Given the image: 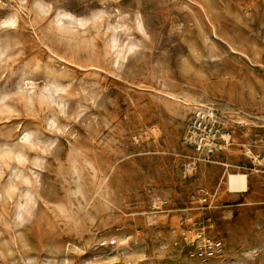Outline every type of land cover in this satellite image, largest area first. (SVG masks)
<instances>
[{
    "label": "rangeland",
    "instance_id": "374dc122",
    "mask_svg": "<svg viewBox=\"0 0 264 264\" xmlns=\"http://www.w3.org/2000/svg\"><path fill=\"white\" fill-rule=\"evenodd\" d=\"M5 19L0 264H264V0H0ZM192 98L227 139L210 157Z\"/></svg>",
    "mask_w": 264,
    "mask_h": 264
},
{
    "label": "built area",
    "instance_id": "2783aa9c",
    "mask_svg": "<svg viewBox=\"0 0 264 264\" xmlns=\"http://www.w3.org/2000/svg\"><path fill=\"white\" fill-rule=\"evenodd\" d=\"M221 133L215 107L212 105L200 106L190 123V142L205 157H210L216 150L221 149L222 144L227 141ZM202 201L207 202L211 197L204 188L199 189Z\"/></svg>",
    "mask_w": 264,
    "mask_h": 264
},
{
    "label": "clouds",
    "instance_id": "9594fccd",
    "mask_svg": "<svg viewBox=\"0 0 264 264\" xmlns=\"http://www.w3.org/2000/svg\"><path fill=\"white\" fill-rule=\"evenodd\" d=\"M99 11H100L101 15H103V10L101 9ZM57 15L60 16L61 20L72 21L73 19H76L77 22L80 24V26L83 27V18H77V17L74 16V14H71V13H65L64 15H61L60 13H57ZM0 25H3L5 27H9V26L10 27H15L16 26L15 22L12 19L2 20V21H0ZM114 31L119 32L120 29L117 28ZM112 43H113V45H117L119 43L118 38L116 36H113ZM28 83L31 84L32 82H28ZM18 91H20L19 88H18ZM56 91L58 93L60 91H63V89L62 88H58ZM43 93L47 96V99L49 101L53 100V95L49 94V89L47 87H45L43 89ZM9 98H10V94H4V95L0 96V105H2L3 102L8 100ZM3 115L12 116V115H14V113H13V110L11 108H2V109H0V116H3ZM52 127L53 128L55 127L54 123L52 124ZM33 136H34L33 132H25V133H23L21 138H20V143L24 144V145L31 146L32 145V141H33ZM10 157H11V153L10 152H5L3 158H10ZM15 159L17 161H19L20 163H24L25 162L24 157L22 155H17L15 157ZM16 179L19 180V179H21V177L17 176ZM24 183L27 184L28 181L24 180Z\"/></svg>",
    "mask_w": 264,
    "mask_h": 264
},
{
    "label": "bare ground",
    "instance_id": "6f19581e",
    "mask_svg": "<svg viewBox=\"0 0 264 264\" xmlns=\"http://www.w3.org/2000/svg\"><path fill=\"white\" fill-rule=\"evenodd\" d=\"M191 100L194 101L193 102L194 105L199 107V105H198L199 103L197 101V98H192ZM226 136H228V135H226ZM192 165H194V164H192ZM188 167H191V165H188ZM248 177L249 176L246 173L241 172V171L230 172L228 174L227 181H228L229 185L231 186V188L245 190L247 188V186H248V180H249Z\"/></svg>",
    "mask_w": 264,
    "mask_h": 264
}]
</instances>
